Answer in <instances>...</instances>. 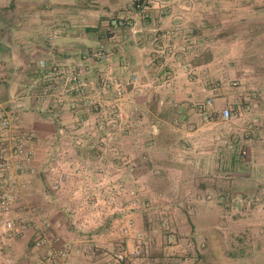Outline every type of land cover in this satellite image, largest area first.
I'll use <instances>...</instances> for the list:
<instances>
[{
    "label": "crops",
    "instance_id": "1",
    "mask_svg": "<svg viewBox=\"0 0 264 264\" xmlns=\"http://www.w3.org/2000/svg\"><path fill=\"white\" fill-rule=\"evenodd\" d=\"M132 1L0 0V97L35 168L0 182L21 230L0 227V264H113L127 218L143 264L196 247V264H264V0H174L145 19ZM208 97L217 111L190 119Z\"/></svg>",
    "mask_w": 264,
    "mask_h": 264
},
{
    "label": "built area",
    "instance_id": "2",
    "mask_svg": "<svg viewBox=\"0 0 264 264\" xmlns=\"http://www.w3.org/2000/svg\"><path fill=\"white\" fill-rule=\"evenodd\" d=\"M166 5V0H133L127 11L135 13L140 18H147L152 9L163 8ZM40 64L42 67L46 66L45 62ZM48 68L60 79L62 86L68 88L69 91L79 90L81 92V87L77 83L78 76L75 72L66 74L58 67L49 66ZM211 103L212 99L208 98L205 105H199V108L203 109ZM221 116L225 120L230 119L231 110L229 108L222 109ZM15 128L16 125L13 123L12 116L6 111L5 102L0 97V182L24 186V181L19 179L26 174L34 173V152L25 144L22 136L15 131ZM60 180L61 178L57 180L55 187L59 186ZM11 201L12 197L9 193L6 191L0 193V227L7 236L17 235L21 231L19 225L9 215ZM133 228L134 221L127 218L117 240V247L109 255L113 264H143L142 259L147 256V251L139 242L141 236H137V242H129L130 237H132L130 231ZM200 246L203 247L204 243H201ZM89 249L92 250L93 248L89 247ZM70 251V245L66 244L58 250L50 251L44 258L51 263V259L55 257L67 258Z\"/></svg>",
    "mask_w": 264,
    "mask_h": 264
},
{
    "label": "rangeland",
    "instance_id": "3",
    "mask_svg": "<svg viewBox=\"0 0 264 264\" xmlns=\"http://www.w3.org/2000/svg\"><path fill=\"white\" fill-rule=\"evenodd\" d=\"M167 1V3H169V2H174V0H166ZM164 8L165 7H163V8H155V9H160V10H164ZM150 17V16H149ZM148 18V17H147ZM145 19V18H144ZM178 29L176 28V29H174V33H172V34H170V35H173L174 36V38H175V44H174V47H172L171 48V50H172V52H174V54H178V53H184V52H186V47L187 46H190L191 44H192V39L190 38V39H186V38H184V37H182L181 35H180V33H178ZM112 91H114V90H112ZM209 98V97H208ZM207 98V99H208ZM207 99H206V102H207ZM211 99H212V97H211ZM94 103L95 102H90V104L89 105H91V107L93 108V110L94 111H96L95 110V108H94ZM152 110H154L155 108H156V106L154 105V106H151L150 107ZM175 108V107H174ZM177 108V107H176ZM139 109H136V111L139 113V111H138ZM199 110H200V112H199ZM215 111H217V110H213V106H208V107H206V108H203V109H201V108H199V106H198V104H196L195 106H191L190 107V112H189V118L191 119V118H193V116H194V113L196 114V118L200 121V120H203V121H206V120H208V118H209V116L210 115H212L213 113H215ZM203 113V115L202 114H200V113ZM170 113V112H169ZM171 113H172V111H171ZM173 113H178L176 110H174V112ZM231 113H232V115L234 114L232 111H231ZM111 116H113L112 115V113H111ZM205 117V118H204ZM112 118V117H111ZM192 123V122H191ZM172 125H174V126H178V121L176 120V121H174V122H172ZM186 125V124H185ZM99 129H102L100 126H99ZM237 155H239V157H243V156H245L244 154H240V153H237ZM210 172V171H209ZM206 177V176H205ZM210 179H214V180H220V181H222L223 180V178H216V177H211ZM219 183V182H218ZM218 188L219 189H223L222 188V186H218ZM176 201V209L177 210H179V209H182L183 211H185V209H184V207H186V204L187 203H184L183 201H181V200H175ZM190 204H192V203H190ZM153 205V204H152ZM175 206V205H174ZM194 206H196V203L195 204H193V206L192 207H194ZM158 208H160V207H158V206H152V209L153 210H155V209H158ZM179 208V209H178ZM196 208V207H195ZM200 253H203V251H199V249H197V247H196V249H195V251L192 253V254H189L188 255V258L184 261L183 259H179V256H177V255H165V256H163V257H167V258H170V261L169 260H165L166 262H168L169 264H196V258H197V256L198 255H200ZM203 255V254H202ZM161 257H162V255H161ZM184 262V263H183Z\"/></svg>",
    "mask_w": 264,
    "mask_h": 264
}]
</instances>
